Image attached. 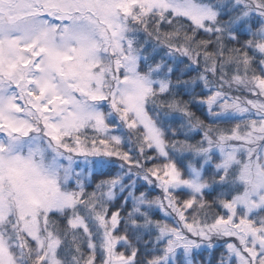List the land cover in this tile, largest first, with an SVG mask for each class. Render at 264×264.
<instances>
[{
	"label": "snow or ice",
	"instance_id": "obj_1",
	"mask_svg": "<svg viewBox=\"0 0 264 264\" xmlns=\"http://www.w3.org/2000/svg\"><path fill=\"white\" fill-rule=\"evenodd\" d=\"M0 264H264V0H0Z\"/></svg>",
	"mask_w": 264,
	"mask_h": 264
},
{
	"label": "trees",
	"instance_id": "obj_2",
	"mask_svg": "<svg viewBox=\"0 0 264 264\" xmlns=\"http://www.w3.org/2000/svg\"><path fill=\"white\" fill-rule=\"evenodd\" d=\"M223 18H224L225 21H227V20L229 19V17H227V16H224ZM145 39H146V38H145ZM161 55H163V53H161ZM165 59H167V57H165ZM156 191L158 192L159 190H156ZM130 202H131V201H129V204H130ZM205 255H206V254H205Z\"/></svg>",
	"mask_w": 264,
	"mask_h": 264
}]
</instances>
